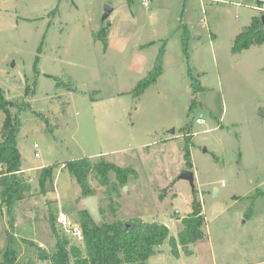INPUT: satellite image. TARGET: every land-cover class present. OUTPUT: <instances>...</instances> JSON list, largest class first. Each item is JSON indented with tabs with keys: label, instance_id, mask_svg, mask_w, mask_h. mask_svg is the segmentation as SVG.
<instances>
[{
	"label": "rangeland",
	"instance_id": "374dc122",
	"mask_svg": "<svg viewBox=\"0 0 264 264\" xmlns=\"http://www.w3.org/2000/svg\"><path fill=\"white\" fill-rule=\"evenodd\" d=\"M263 15L259 0H0V87L22 121L16 145L31 178L15 209L21 263L52 264L40 258L56 251L52 219L79 243L60 218L74 223L87 196L64 164L105 157L136 172L124 185L91 177L104 221L142 217L178 236L193 199L202 204L207 237L193 254L166 241L149 264H264V43L232 51ZM161 52L163 73L137 95ZM7 211L0 197L1 250L14 232Z\"/></svg>",
	"mask_w": 264,
	"mask_h": 264
},
{
	"label": "trees",
	"instance_id": "16d2710c",
	"mask_svg": "<svg viewBox=\"0 0 264 264\" xmlns=\"http://www.w3.org/2000/svg\"><path fill=\"white\" fill-rule=\"evenodd\" d=\"M109 27L101 31L99 38H103L105 46L108 43ZM264 43V25L262 17L255 18L253 23L244 27L235 39L233 52H241L253 45ZM163 53L161 52L154 67L142 80L137 89L140 95L145 87L157 80L163 73ZM58 79V77H57ZM59 80L57 86L60 84ZM11 103L4 96L0 87V111L5 113V118L0 126V197L3 206L8 208L11 228L4 250L0 249V264H25L21 263L15 248L16 204L25 198L30 190V177H25L23 158L16 145V139L22 121L10 110ZM187 162L191 163L188 145L185 148ZM56 165H45L40 168L38 176L41 192L46 194L54 189ZM64 168L74 177L85 196L95 194L91 186V177L101 186L112 184L111 174H115L119 184L124 185L128 176L135 173V169L122 167L105 157L93 160L90 157L69 160ZM103 214V213H101ZM83 230L84 240L73 244L69 237L62 235L52 219L51 228L56 237V251L50 255L44 250L40 258L49 259L52 264H149L150 258L161 251V246L168 241L171 252L179 256L181 250L187 255L193 254L191 246L207 237V220L203 213L202 204L196 197L192 202V211L182 219V228L178 236H171L166 224L157 221H146L142 217L132 218L130 221L117 220L114 222L96 221L86 209H82L75 221ZM31 245L36 242L31 239ZM72 243V244H71ZM30 264V263H26Z\"/></svg>",
	"mask_w": 264,
	"mask_h": 264
},
{
	"label": "water",
	"instance_id": "95a60500",
	"mask_svg": "<svg viewBox=\"0 0 264 264\" xmlns=\"http://www.w3.org/2000/svg\"><path fill=\"white\" fill-rule=\"evenodd\" d=\"M112 11L113 7L111 5H106L103 20H106L110 16ZM262 22L264 24V15L262 16ZM174 131L175 129L173 128L171 132ZM179 177L188 180L191 183L192 187L195 189V172L193 170L184 169ZM83 205L96 221L100 222L102 220V214L99 207V197L97 195L94 194L85 197L83 199Z\"/></svg>",
	"mask_w": 264,
	"mask_h": 264
},
{
	"label": "built area",
	"instance_id": "2783aa9c",
	"mask_svg": "<svg viewBox=\"0 0 264 264\" xmlns=\"http://www.w3.org/2000/svg\"><path fill=\"white\" fill-rule=\"evenodd\" d=\"M264 2V0H259ZM144 4L145 5H149V0H144ZM205 120L203 117L199 116L197 118V123L201 124L204 123ZM35 148H38V143L34 144ZM36 156H39L40 153L38 151L35 152ZM61 218L60 221L61 223L64 225V227L67 229L68 232L71 233V235H73V237L78 241V242H83L84 240V235H83V230L80 227V225L78 223H72L70 221H68V219H66V216L64 214H61Z\"/></svg>",
	"mask_w": 264,
	"mask_h": 264
},
{
	"label": "crops",
	"instance_id": "0c3cea01",
	"mask_svg": "<svg viewBox=\"0 0 264 264\" xmlns=\"http://www.w3.org/2000/svg\"><path fill=\"white\" fill-rule=\"evenodd\" d=\"M24 170V169H23ZM33 240H35V239H33ZM36 241V240H35Z\"/></svg>",
	"mask_w": 264,
	"mask_h": 264
}]
</instances>
